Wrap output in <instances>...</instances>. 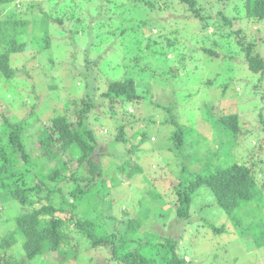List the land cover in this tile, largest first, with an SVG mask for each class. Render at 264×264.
<instances>
[{"label":"trees","instance_id":"trees-1","mask_svg":"<svg viewBox=\"0 0 264 264\" xmlns=\"http://www.w3.org/2000/svg\"><path fill=\"white\" fill-rule=\"evenodd\" d=\"M87 1L92 0H43L36 11L33 10L35 3L26 2L22 11L13 9L1 14L2 8L5 9L12 0H0V98L14 106L7 99L21 101L27 95L18 88V84L24 82L16 78V62L12 57L26 49L28 42L41 53L53 46L71 47L69 51L72 59L81 51L84 62L76 68L81 77L79 91L75 86L76 97H66L65 92L64 99L68 106L50 116L47 122L34 127L38 117L33 110L21 119L1 116L0 189L15 201L19 212L11 217L12 227L0 235V264H44V254L51 252H56L60 257L57 264H67L69 257L78 252L76 250L80 243L90 248L107 249L117 264H188L189 261L177 252L178 238L175 235L152 233L141 230L140 226L148 218V213L160 216L174 209L175 221L169 220L168 229L175 232L176 226H181L183 223L180 222H186L190 216L192 195L201 186L211 191L216 204L238 228V234L250 236L256 249L263 248L264 193L261 188L264 186L256 184L255 169L251 162L225 160L230 154L234 156L232 146L241 142L245 145V138H238L240 124L236 113L216 118L209 109L207 113L204 112L202 121H208L211 125L217 123L213 131L219 133L213 138H220L218 150L226 148L227 152L220 150L205 157L209 161L202 169L199 168L202 172L196 169L199 167L197 163L191 165L179 159L171 165L174 172L166 167L163 177L171 173L178 176V181L173 182L176 199L170 206L155 184L149 183L144 185L154 186L153 189L148 188L149 199L141 197L134 205L139 217H128L130 209L127 210L126 206L121 208V214L127 215V219L122 218L119 222L122 226L114 227V230L108 228L110 221H105V218L111 214L114 205L113 198L106 197L112 192L111 172L129 179L143 170L146 173L147 167L142 168L136 161L138 156L135 147L146 138L149 139L150 134L143 128L135 130L131 134L134 139L138 136L134 144L132 139L124 135L127 122L117 119V115L109 108L119 106L121 115H126V103L133 104L141 99L135 76L140 72L136 67L143 66L139 61L143 53L149 57H163L166 48L179 46L175 37L181 28L170 25L169 20L160 18L162 15L159 13L177 8L197 18V31L204 39L202 41L205 38L212 40L210 46L201 47L202 52L210 60L224 65L217 68L223 71L222 89L225 90L243 68L250 74H257L258 83L252 84L256 91L264 78V57L257 52L259 42L254 37L247 40V33L241 28L232 30V26L235 19L264 26V0H237L241 5L235 6L237 15L233 18L228 17L222 9L214 11L212 3L206 7L198 5V0H93L95 3L91 4ZM154 11L155 16L151 15ZM55 24L60 27L53 28ZM209 26L213 27V31L207 33ZM52 34L56 37L53 46ZM59 37L63 39L57 44ZM77 43H83V51L79 50ZM90 50L97 53L96 58L89 59ZM41 55L44 54H40L39 59H42ZM43 57L50 64L45 72L52 81H47L46 86L58 91L59 79L52 69L56 70L59 66L52 56L47 54ZM179 57H182L181 52ZM231 60L235 68L227 73V70L232 69L229 66ZM145 65L148 67V64ZM99 82L106 86L96 93L94 90L98 89ZM30 90L33 92V86ZM78 92H82L81 97H77ZM31 96L36 97L33 94ZM30 106L34 107V103H30ZM113 112L116 113V110ZM109 114L118 121L115 136L104 144L101 153L95 154L100 144L94 126ZM131 119L134 122L137 120ZM138 119L140 124H145L144 119ZM258 119L264 130V113L259 112ZM184 125L176 123V127L167 133L166 142L158 149L181 150L195 138L199 140ZM32 128L35 130L31 131ZM186 130L193 133L192 140L188 141L185 137ZM34 132L38 142L37 155H32L27 148V142ZM197 133L202 137L200 140L205 138L201 132ZM130 155H134V159H130ZM115 156L118 159H113ZM104 157L108 158V167L102 161ZM217 157H222V160L219 161ZM71 162H75L74 167ZM253 203L257 213L250 216L245 212L246 222L242 224L244 212L238 216L242 209L240 206L248 205L249 209ZM214 226L212 231L216 233H220L224 227ZM75 234L80 235L82 240ZM18 241L23 254L10 258L6 248Z\"/></svg>","mask_w":264,"mask_h":264},{"label":"rangeland","instance_id":"rangeland-1","mask_svg":"<svg viewBox=\"0 0 264 264\" xmlns=\"http://www.w3.org/2000/svg\"><path fill=\"white\" fill-rule=\"evenodd\" d=\"M41 1L43 0H12L5 9L4 7L2 8L3 12L1 14L13 9L22 11L26 7L24 5L26 2L35 3L33 10L36 11ZM87 3L95 2L92 0L87 1ZM209 3L214 5V11L222 9L230 18L237 15L235 6L239 7L241 5V2L237 0H198L197 2L198 5L205 7ZM159 14L162 15L160 18L169 20L170 25L172 24L173 27L181 28L177 30L175 37L179 48L177 46L166 48L165 56L163 57H149L143 53V58L139 59L143 66L136 67L140 72L135 76L137 90L142 94L141 99L133 104L126 103L125 109L128 112L126 115H121L119 106L111 104L113 107L109 108L113 114L117 115V119L120 118L123 122H127V126L124 128V135L129 137L130 140L132 139L134 144L138 136L134 139L131 134L135 130L143 128L150 134L149 139L146 138L143 143L135 147V152L138 156L136 161L142 168L147 167L146 173L143 170L131 179L125 178L121 174L119 176L116 174L115 176L113 172L109 176L113 179V185L111 194L106 197L109 199L113 198L114 205L111 209V214L108 215V218H105V221L111 222V220L115 219L114 225L109 222V229L121 227L122 225L119 224L120 220L122 218L123 220L127 219V215L123 216L120 211L125 206L127 210L130 209L128 217H139V211L135 212L136 208L134 209V205L137 204L139 198L143 197L148 200L150 197L147 194L150 186L144 187L145 184L154 183L168 206L175 201L176 193L173 182L176 183L178 181V176L171 173L163 177V170L166 167H170V171L174 172V167L171 165H174L178 159L191 165L197 163L199 167L196 169L202 172L203 170H199V168L202 169L209 161V159L205 160L207 159L205 157L210 156L211 153L220 152V150L227 152L226 148L218 150L220 138L217 136L213 138L214 135L219 133L217 130V134L213 131V128L216 129L217 123L214 122L211 125L208 121H202L204 120L203 114L204 112L207 113L208 109L216 118L219 115L229 113L238 114L240 124L238 138L244 137L245 145H242L241 142L234 147L232 146L234 156L230 154L227 159H225L226 157L223 158L228 162H242V160L246 163L251 162L255 169L256 184L259 187L264 186V130H262V124L258 119V113H264V78L260 87L254 91L252 84L258 83L256 80L257 74H250L246 69L242 68L237 78H235L240 80H231L225 90L222 89L221 84L224 81L223 71L217 70V68L224 65L223 63L220 64V62L217 63L210 60L208 55L202 52L201 47L203 45L210 46L212 40L205 38V41H202L204 39L198 35L200 34L197 31L199 26L198 19L189 15L190 13H183L177 8L168 9ZM151 15L155 16L156 12L154 11ZM175 19L177 20L175 21ZM233 21L232 30L241 28L244 33H247V40L254 37L259 42L257 52H260L264 57V26L236 19ZM257 26L260 27L257 28ZM58 27H60L58 24L53 25V28L57 29ZM212 31V26H209L206 30L207 33ZM214 37L218 38V36ZM52 39L51 45L53 46L56 42L54 34H52ZM62 39L63 37H59L57 44ZM77 45L79 50L84 48L83 43H77ZM25 48L22 52L15 53L12 60L16 62V78L18 81L24 82L18 84V88L27 95H24L21 101L16 99L13 102L7 99L10 103H14V106L0 98V123L3 121L1 117L3 115L8 117L15 116L17 119H21L29 115L30 110H33L34 112L36 111L38 117L34 124V127H36L40 123L47 122L49 117L56 115L62 107L68 106L64 99L65 92L66 97H76L74 94L76 92L75 86L78 87V91L81 88L79 86L81 83L79 78L81 77L78 75L76 68L77 66H82L84 62L81 51H78L74 59H72L69 51L71 47L67 49L66 47L53 46V48H46V51L44 50L45 52L41 53L33 47L31 42H28ZM179 52L182 53V57H179ZM88 53L89 59L96 58L97 53L94 50H90ZM40 54H44L41 55L42 59L38 58ZM47 54L52 56L56 61L55 63H57V67L59 66L56 70L52 69L59 79L57 82H59L60 90L58 91L49 89L46 86L47 81L52 82L45 72V69L50 67V64L43 57ZM206 61L208 62L206 63ZM236 61L238 60L236 59ZM144 63L148 64V67L144 66ZM233 65L234 63L231 60L229 66L232 69L227 70V73L232 72L235 68H233ZM50 73L51 71H49ZM240 81L242 82L239 83ZM32 86L33 92L30 90ZM105 86L103 82H99L98 89L94 91L99 93L105 89ZM28 94H33L36 97H29ZM81 95L82 92H78L77 97H81ZM22 101L25 102V105H23ZM32 102L34 107L30 106ZM19 107L21 108L18 109ZM97 110L100 112L99 109ZM114 110H116V113L113 112ZM131 118L137 120L134 122ZM138 118L144 119L145 124H140ZM117 119H112L109 114L103 121L96 122L94 133L98 135L97 138L100 145L97 146L95 154L101 153V148L104 144L114 138V131L118 126H116L118 124ZM176 123H183L188 126L186 128L191 130L199 140L195 138L189 146L181 150L158 149L166 142L167 133H170L176 127ZM34 130L35 128L31 129V131ZM189 130L185 131V137L188 141L194 137ZM197 132H201L205 138L200 140L202 137ZM36 137V132H34L27 142V148L32 155H37L39 152ZM126 145L128 144L126 143ZM250 145L251 148L249 147ZM129 157L134 159L132 158L134 155ZM217 158H219V161L222 160V157ZM113 159L118 158L115 156ZM102 161L105 167H108V158L104 157ZM109 163L111 164V159H109ZM71 164L74 167L75 162H71ZM109 170L107 169V171ZM153 178H156V180H153ZM153 187L151 186L150 188L153 189ZM261 190L264 193V187ZM14 202L0 189V235L7 228L12 227L13 220H11V217L19 212V207ZM191 203L190 216L186 222H180L181 224L183 223L181 226H176L177 230L175 232L172 233L168 229L169 220L175 221L173 208L171 212L160 216L148 213V218L143 221L140 229L152 233L167 232L175 235L178 238L177 252L185 257V260L189 261L188 264H264V247L256 249L249 238L250 236L238 234L239 231H236L238 228L235 227L234 222L228 220L226 213L216 204L214 195L206 186H201L194 192ZM247 206L241 205L240 208L242 207V209L238 212V216L244 212L242 215L244 222L241 220L242 224L246 222L245 212L249 213L250 216L257 213V207L254 203L249 209ZM262 212H264V208ZM213 225H215L214 227H220L221 225L224 227L220 233H216L213 232L214 230L212 231ZM76 236L82 240L80 235ZM76 251H78L76 255L70 256L66 261L67 264H117L107 249L90 248L85 246L84 243H80ZM6 252L10 258L21 257L23 251L20 241L6 248ZM43 258L44 264H57L60 259L56 252L45 253ZM35 264L39 263L36 262Z\"/></svg>","mask_w":264,"mask_h":264}]
</instances>
